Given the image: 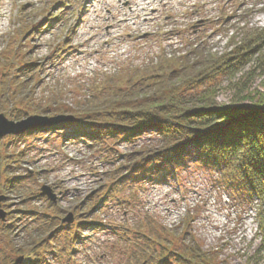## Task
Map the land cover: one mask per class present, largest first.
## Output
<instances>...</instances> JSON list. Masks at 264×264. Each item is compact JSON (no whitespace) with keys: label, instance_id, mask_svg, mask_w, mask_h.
Instances as JSON below:
<instances>
[{"label":"rangeland","instance_id":"obj_1","mask_svg":"<svg viewBox=\"0 0 264 264\" xmlns=\"http://www.w3.org/2000/svg\"><path fill=\"white\" fill-rule=\"evenodd\" d=\"M0 1L10 9L0 33V101L9 97L14 105L11 95H15L23 103L48 107L43 114L54 111L55 101L73 107L94 82L115 80L128 70L163 62L182 67L186 75L197 72L203 63H219L249 50L247 41L264 29V0H148L150 5L145 0H34L30 5ZM142 7L147 10L140 11ZM145 14L153 19L144 21ZM198 45L203 53L196 56ZM261 47L264 55V44ZM262 55L255 54L249 64L231 73L215 68L217 76L205 79L187 95L209 96L206 104L199 105L206 108L260 101ZM30 62L34 64L21 68ZM176 80L173 76L171 82ZM19 83L22 88L14 92ZM228 115L216 117L213 125L222 128L235 121ZM70 133L68 128H52L1 142V161L9 165L6 178L13 180L4 190L5 180L0 177V193L6 195L1 207L14 224L6 229L10 217L0 223L3 245L14 242L32 258L42 257L43 241L46 249L70 253L64 262L46 252L48 264H134L130 248L140 240L135 228L147 232L151 223L158 231L189 229L205 250L227 264L252 260L261 244L258 211L264 205L260 200L248 206L244 199L229 197L216 183L219 173L205 171L197 162L180 170L177 180L143 179L116 188L112 169L122 156L137 148L158 147L161 138L143 134L112 148L72 138ZM43 184L58 195L53 205L40 194ZM101 193L105 196L99 198ZM69 211L76 217L67 229L62 217ZM188 211L194 217L190 226L185 223Z\"/></svg>","mask_w":264,"mask_h":264},{"label":"trees","instance_id":"obj_2","mask_svg":"<svg viewBox=\"0 0 264 264\" xmlns=\"http://www.w3.org/2000/svg\"><path fill=\"white\" fill-rule=\"evenodd\" d=\"M251 37L254 39L246 43L249 50L233 57L228 55L219 63H203L197 72L188 75L182 67L162 62L145 69L125 71L114 77L115 80L96 81L73 107L55 101L51 114L73 113L78 120L59 127L68 128L70 136L99 147L104 144L114 148L113 144L123 140L132 143L134 138L143 134H156L161 138L158 147L137 148L122 156L120 164L112 169L117 176L116 183L112 184L116 188L139 184L143 179L159 182L171 177L177 180L180 170L189 162H197L205 171L219 173L216 183L228 192L229 197L244 199L242 203L248 206L255 200L264 205V98L247 105L238 103L206 108L199 105L206 104L205 99L209 96L194 94L190 98L187 95L205 79L217 76L215 68L231 73L249 64L255 54L262 55L264 29ZM194 51L196 56L203 53L199 45ZM262 58L264 61V55ZM30 64L26 63L24 67ZM207 66L210 67L208 71L201 70ZM173 76L178 79L174 82L179 83L171 82ZM189 79L192 81L187 83ZM20 85L14 92L22 88ZM11 97L16 104H9V97L0 101V106H5L0 113L9 108L7 113L11 118L21 119L30 114L48 112V107L43 110L23 103L24 100L15 95ZM227 114L235 121L222 128L213 125L216 117ZM2 152L0 149V177L5 180L2 188H7L11 184L5 172L9 165L1 161ZM258 213L261 244L249 264H264V209ZM193 219L188 211L185 223L190 226ZM148 225L147 232L137 226L140 240H135L130 248L134 251L131 257L134 264H227L219 261L213 251L205 250L189 229L187 234L181 228L158 231L151 223Z\"/></svg>","mask_w":264,"mask_h":264},{"label":"water","instance_id":"obj_3","mask_svg":"<svg viewBox=\"0 0 264 264\" xmlns=\"http://www.w3.org/2000/svg\"><path fill=\"white\" fill-rule=\"evenodd\" d=\"M74 117L71 115H58L55 117H47L41 115H31L20 121H14L7 118L5 113H0V137L7 134H18L28 129L41 128L44 126H51L53 124L73 120ZM42 194L47 195L51 200L56 201V195L53 193L52 188L49 185L42 187ZM5 196L0 195V219L5 220L7 213L1 208V202ZM74 221V214L70 212L64 219L63 222L72 223ZM22 261V257L16 259L13 264H18Z\"/></svg>","mask_w":264,"mask_h":264},{"label":"bare ground","instance_id":"obj_4","mask_svg":"<svg viewBox=\"0 0 264 264\" xmlns=\"http://www.w3.org/2000/svg\"><path fill=\"white\" fill-rule=\"evenodd\" d=\"M20 1L23 3H26L28 5L32 4V2H34V0H20ZM144 3H146L147 5H150L148 0H145ZM146 10H147L146 7H142L140 11H146ZM9 11H10V9L6 5V3L4 1H0V33L2 32L3 27H5L4 20H7V18L9 17ZM142 13H144V12H142ZM98 16L99 15L97 14L96 17H98ZM150 19H153V18H150V16L148 14H145L144 21H148ZM133 23L136 24L135 22H133ZM36 48H39V45H37ZM89 53H91V52H89Z\"/></svg>","mask_w":264,"mask_h":264},{"label":"flooded vegetation","instance_id":"obj_5","mask_svg":"<svg viewBox=\"0 0 264 264\" xmlns=\"http://www.w3.org/2000/svg\"><path fill=\"white\" fill-rule=\"evenodd\" d=\"M30 132H34V131H30ZM20 136V135H19ZM14 137V136H13ZM9 226V228L10 229H12V228H14V224H12V218L10 219V225H8ZM44 242V241H43ZM42 242V243H43ZM8 244V246H9V249L7 250V245ZM13 245H14V243H6V244H4L3 245V243H0V248H6V250L5 251H2V252H0V253H8V254H10V256H12L8 261H7V263L6 264H10V263H12V262H14V260H15V258L18 256V255H25V260H24V262H23V264H28L29 263V256H28V254L26 253V252H24V253H21L22 251H11L10 249L12 248V250H14V248H13ZM20 248L21 247H18L17 249L18 250H20ZM104 260H105V254H104ZM5 259L4 258H0V264H5Z\"/></svg>","mask_w":264,"mask_h":264}]
</instances>
